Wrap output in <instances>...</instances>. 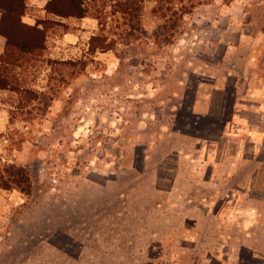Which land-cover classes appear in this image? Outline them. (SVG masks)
Returning <instances> with one entry per match:
<instances>
[{
  "label": "rangeland",
  "instance_id": "rangeland-1",
  "mask_svg": "<svg viewBox=\"0 0 264 264\" xmlns=\"http://www.w3.org/2000/svg\"><path fill=\"white\" fill-rule=\"evenodd\" d=\"M162 3L170 42L149 1L148 39L0 90V264H264V0Z\"/></svg>",
  "mask_w": 264,
  "mask_h": 264
},
{
  "label": "trees",
  "instance_id": "trees-1",
  "mask_svg": "<svg viewBox=\"0 0 264 264\" xmlns=\"http://www.w3.org/2000/svg\"><path fill=\"white\" fill-rule=\"evenodd\" d=\"M149 1L155 2L152 12L166 18L164 25L160 27L162 32L156 38L161 36L159 43L170 42L172 35L169 31H175L178 20L181 19L177 17L179 10L172 11L171 7H164L162 3L165 1L169 4L171 0H52L47 10L61 17L89 15L96 18L99 21V33L91 38L88 51L89 55H93L97 51L112 50L118 38L126 44L148 39L142 19L145 4ZM0 8L4 10L0 20V34L7 39L0 56V90L20 93L21 107H30V102L37 99L42 101L43 98H40V92L26 86L22 72L27 70L28 64L34 66L39 58L45 56L48 31L61 23L55 19L42 20L36 25L24 23L22 16L26 12V0H0ZM40 24L43 27H39ZM162 35L165 37L162 38ZM83 59L48 58L47 64L53 69L58 65L62 66L64 70H69L70 78H74L87 67V62ZM26 113L31 114V111L27 110ZM4 172L8 176L6 185L14 183L20 186L28 180L21 168L5 169L2 174Z\"/></svg>",
  "mask_w": 264,
  "mask_h": 264
},
{
  "label": "crops",
  "instance_id": "crops-1",
  "mask_svg": "<svg viewBox=\"0 0 264 264\" xmlns=\"http://www.w3.org/2000/svg\"><path fill=\"white\" fill-rule=\"evenodd\" d=\"M52 0H26L27 8L25 14L22 16V21L28 25H36L39 21L46 19H55L61 24L55 26L56 33L49 35L48 31L46 45L53 46L52 41L56 43L57 58L59 60H66L65 55L73 49H77L78 45H85L99 32V21L93 16L83 17H61L53 13H49L47 6ZM3 9L0 8V20L3 14ZM39 27H43L42 24ZM53 28V29H54ZM6 37L0 34V56L4 51L6 45ZM51 44V45H50ZM102 51H97L99 53ZM104 53V52H103ZM102 56V55H100ZM55 59V58H54ZM260 102H258L259 105Z\"/></svg>",
  "mask_w": 264,
  "mask_h": 264
}]
</instances>
